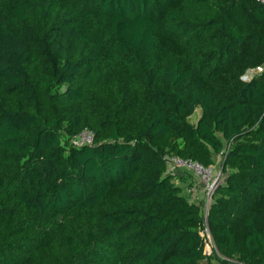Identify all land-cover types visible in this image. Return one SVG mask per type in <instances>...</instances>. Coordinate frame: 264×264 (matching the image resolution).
<instances>
[{
	"label": "trees",
	"instance_id": "trees-1",
	"mask_svg": "<svg viewBox=\"0 0 264 264\" xmlns=\"http://www.w3.org/2000/svg\"><path fill=\"white\" fill-rule=\"evenodd\" d=\"M167 154L223 155L206 216ZM239 263L264 264V2L0 0V264Z\"/></svg>",
	"mask_w": 264,
	"mask_h": 264
},
{
	"label": "built area",
	"instance_id": "built-area-1",
	"mask_svg": "<svg viewBox=\"0 0 264 264\" xmlns=\"http://www.w3.org/2000/svg\"><path fill=\"white\" fill-rule=\"evenodd\" d=\"M259 1L264 2V0H259ZM92 141H93V132L88 129H83L69 139V144L74 146H80L85 143H91ZM164 157L167 161V164H170L171 168H174L169 172L174 173L173 171L178 167H188L191 170H193L195 174L198 176V183H195V189L198 187V189L202 191L203 195L207 198L206 211L204 212V215L206 216L207 209L211 200V193L213 192L217 184L223 181L225 174L223 175L221 170L219 171L215 170L213 165H209L205 167L196 161L185 160L177 156L168 155V154L165 155ZM205 229L207 230V228ZM239 264H244V263H239Z\"/></svg>",
	"mask_w": 264,
	"mask_h": 264
},
{
	"label": "rangeland",
	"instance_id": "rangeland-1",
	"mask_svg": "<svg viewBox=\"0 0 264 264\" xmlns=\"http://www.w3.org/2000/svg\"><path fill=\"white\" fill-rule=\"evenodd\" d=\"M259 69L257 70H250L249 75L252 73L258 72ZM245 75V77L248 76ZM199 107H197L194 111V113L190 117L191 122H196L197 118L199 116ZM222 160H223V155L222 154H215L214 155V163L213 166L215 170H221L223 175L224 172L222 170ZM168 168L167 170H173L174 168H171L170 164H167ZM176 170V171H175ZM173 172L177 174V177L174 178L175 183L181 185L183 187V193L187 195L190 201L196 202L200 205L201 211L204 215V212L206 211V205H207V198L203 195L202 191L198 189V187L195 189V183H198V176L195 174L193 170H191L188 167H178L176 168ZM201 235L203 236L204 239V252L206 254L210 253L212 248H213V243H212V238L209 234V232L206 229L201 230Z\"/></svg>",
	"mask_w": 264,
	"mask_h": 264
}]
</instances>
